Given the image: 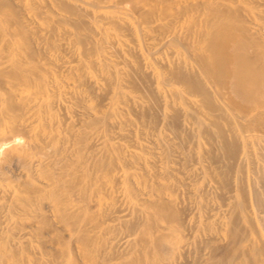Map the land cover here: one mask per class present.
<instances>
[{
  "label": "bare ground",
  "instance_id": "1",
  "mask_svg": "<svg viewBox=\"0 0 264 264\" xmlns=\"http://www.w3.org/2000/svg\"><path fill=\"white\" fill-rule=\"evenodd\" d=\"M262 5L0 0V264H190L197 228L211 264H264V200L232 178L264 135ZM156 33L160 44H145ZM158 46L176 62H160ZM183 120L207 164L190 176L204 217L190 228L184 171L169 166L189 155ZM205 182L228 191L226 221L208 214ZM124 235L134 250L117 255Z\"/></svg>",
  "mask_w": 264,
  "mask_h": 264
},
{
  "label": "rangeland",
  "instance_id": "2",
  "mask_svg": "<svg viewBox=\"0 0 264 264\" xmlns=\"http://www.w3.org/2000/svg\"><path fill=\"white\" fill-rule=\"evenodd\" d=\"M260 8H262V10H264L263 5H262ZM177 31L180 32L179 28L177 29ZM146 36H147V35L144 36L145 39H146L145 42H147V43H145V44H150V43H151V44H152V43L160 44V43H158V42L161 41L160 39L162 38V35H161L160 33H159V34L156 33V34H155V39H153V40H149V39H148V41H147V37H146ZM159 36H160L161 38H160ZM182 37H183V36H182ZM157 38H158V39H157ZM156 39H157V40H156ZM150 41H151V42H150ZM154 41H155V42H154ZM65 43L67 44L66 41L63 42V44H65ZM161 44H162V43H161ZM160 48H161V49L164 48V49L161 50ZM169 48H170V47H164V46H158V48L156 47V49H155V52H156L155 57H156L160 62H163V63H165V64H167L168 62H169V63H170V62L172 63V61H174L175 58H176L177 56H176L175 54H173L172 49L170 48V49H171V50H170ZM157 49H158V50H157ZM168 49H169L170 51H168ZM159 50H161V52H163V51H164V52L161 54V52H160ZM166 51H167V52H166ZM171 52H172V54H171ZM166 53H167V54H166ZM169 53H170V54H169ZM159 54H160V55H159ZM165 54H166V55H165ZM158 55H159V56H158ZM173 55H174V57H173ZM165 57H168V58H165ZM169 57H170V59H169ZM164 58H165V59H164ZM160 59H161V60H160ZM163 59H164V60H163ZM176 60H177V59H176ZM176 60H175L174 62H176ZM169 89H171V88H169ZM99 93H100L99 95H100V97H101V95H102V93H104V91L101 90V92H100V90H99ZM105 103H107V102H105ZM154 110H155V109H153V112H154ZM154 113L157 114V111L155 110ZM185 121H186V120H185ZM185 121L183 120V122H182L183 125L180 123V124H181V128L183 127L182 129L184 130V134H185V135H188V134H189L188 136L191 138V142H192V143H189V142L186 143V142H184V145H186L187 147H189V148H187V147L185 146V148H186V149H185V153H186V154H189V155H186V156H188V157H187V161H186V160H185V162L182 161V160H181V155L178 154V153H176V152H174V153H175V156H173L174 154L171 155V156H172L171 159L173 158L174 162H170V163H169V166L171 167V164H172V167H173V168H174V167H175V168H179V169L181 168V171H182V170L184 171V172L182 171L183 173H182V176H181V177L183 178V180H185V181H184L185 183L187 182L186 184H188V185H187V186H186V184L184 185V187H186L187 189H186V188L184 189V187H183V190H182V189H179L180 191H179L178 193H181V192H182L181 194L183 195V196H182L183 199H182V197H181L180 194H178V196H179V198L182 199V200H180V199H179V200H180L182 203H184V204L186 203V205L188 206V208H190V210H192V211H189V212H190V213H189L190 215H188L189 217H188V216L186 217V218H188V219H186V220H187V221H188V220L190 221V222H187V221H186V225H188V226H189L188 228H190V225H192V226L197 225V224H196V223L198 222L197 219H198V220H203V218H204V217H202V216L200 215L201 213L198 211L199 209H198V206L196 205L197 202H198V199H197L198 189L196 188V185H195L194 183L191 184V181H192L191 179H192V177H190V176H191L192 174H193V175H198V174H199L198 171H199V169L202 167V165H207V164H205V163L202 164V163L197 159V155H196V152H194V148H195V146H196V143H198V142H197V140H196L195 138H193V134H194V132H193V131H194V126H193V124H192L191 122H188V121L185 122ZM190 123H191V124H190ZM184 124H185V125H184ZM187 124H188V125H187ZM189 124H190V125H189ZM191 125H192V126H191ZM185 126H186V127H185ZM190 126H191V127H190ZM188 127H189V128H188ZM192 127H193V129H192ZM158 129L161 130L160 132H161V134H162V135H161L162 137H165V135H166L167 138H170V135H171V138H170L171 140L176 141V142H178V141L180 142L181 139H179V138H178V140H176V138L174 139V135H173V133H170V134H169V132H168L167 130H164L163 127H162V129H161V127L159 126ZM185 129H186V130L188 129L187 132H186ZM190 129H191V130H190ZM192 130H193V131H192ZM191 131H192V132H191ZM165 132L168 133V135H167ZM190 132H191V134H190ZM255 133H256V134H255ZM257 133H258V137H257ZM254 135H255V136L253 137L254 141H253V139L251 140V142H252L253 145H254V146H252V152H253V157H251L252 159L250 158V159H247V160H246V159H244V160H243V159L240 160V161L238 162V163L240 164V166L237 167V168H238L237 170L234 169L236 172L233 171L232 178H234L235 175H236V177H235L234 179H236V182H238L237 179H239L241 176H243V178L245 177V178H244V182L246 181V182H245V186L248 184V185L246 186L247 190H248V191H250V190L252 191V189H253V190L255 189L257 192L260 191V192L258 193V194L261 193V194L259 195V197H260V198H263V199H261V200H264V194H263V193H264V192H263V189H264V188H263V186H264V169H262V168H264V167H263V165H264V163H263V162H264V160H263V159H264V154H263V153H264V151H263V150H264V135H262L261 133L259 134V132H254ZM260 135H261V136H260ZM148 136H149V137H152L150 134H149ZM259 137H263V138L261 139V138H259ZM172 138H173V139H172ZM256 139H257V140H256ZM259 139H260V141H259ZM192 140H193V141H192ZM261 140H262V141H261ZM144 143H145V142H144ZM185 143H186V144H185ZM261 143H262V144H261ZM188 144H189L190 146H188ZM202 145H203V147H204L205 144H202ZM255 145H256V146H255ZM257 145H258V146L260 145L259 147H260V148L263 147V148L260 149ZM193 146H194V148H193ZM206 146H207V148L209 147L208 145H206ZM157 147H158V146H156V145L154 146V148H155V152H156L155 154H156L157 156L154 154L153 157L155 158V161H158V162H159V163H156V165L159 166V164H160V161H159V160H160V157H161L159 153L161 152V148H157ZM255 147L258 149L257 151H256V148H255ZM191 148H193V149H191ZM157 149H158V150H157ZM254 149H255V150H254ZM259 149H260V150H259ZM191 150H192V151H191ZM159 151H160V152H159ZM186 151H187V152H186ZM262 151H263V152H262ZM188 152H189V153H188ZM257 152H258V153H257ZM185 153H184V154H185ZM255 153H257L256 155H258L257 157H256ZM158 154H159V155H158ZM176 154H178L180 157L177 156ZM194 154H195V155H194ZM260 155H261V156H260ZM176 156H177V157H176ZM189 156H190V157H189ZM254 156H255L256 159H257V160L255 159V161L258 162V163H256V162L254 161V158H255ZM156 157H157L159 160H158ZM174 158H175V159H174ZM192 158H193V159H192ZM189 159H190V160H189ZM191 159H192V162H191ZM197 160H198V162H197ZM250 161H252V162H250ZM253 161H254V162H253ZM181 162L183 163V165H182ZM189 162H190V163H189ZM196 162H197L198 164H199V162H200V164L198 165ZM242 162H243V163H242ZM249 162H250V163H249ZM173 163H174V164H173ZM177 163H178V164H177ZM185 163H186V165H185ZM241 163L243 164V166H242ZM245 163H246V164H245ZM248 163H249V167L247 166ZM261 163H262L263 165H262ZM187 164H189V165H187ZM201 164H202V165H201ZM239 164H238V165H239ZM255 164H259V165H261V166H260L261 169L259 170V169H258V168H259V167H258L259 165L257 166V165H255ZM184 165H185L186 167H184ZM190 165H191V168H190ZM193 165H195L196 167L193 166ZM253 165H254V167H253ZM177 166H178V167H177ZM180 166H181V167H180ZM187 166H188L189 168H187ZM198 166H199V167H198ZM241 166H242V167H241ZM239 167H240V169H239ZM184 168H185V169H184ZM186 168H187L188 170H186ZM248 168H249L250 171H247ZM196 169H197V170H196ZM252 169H253V170H252ZM257 169H258V170H257ZM189 170H190L192 173H191ZM194 170L197 171L198 174H194V172H195ZM242 170H243L244 172H240V171H242ZM251 170H252V171H251ZM254 170H256V171H258V172H255ZM186 171H187V172H186ZM253 171H254L255 173H254ZM234 172H235V173H234ZM238 172H239V173H238ZM262 172H263V173H262ZM236 173H237L238 175H237ZM241 173H242V174H241ZM245 173H246V175H245ZM249 173H250V174H249ZM258 173L260 174V177H259V174H258ZM261 173H262V175H261ZM183 174H184V176H183ZM247 174H248V175H247ZM257 174H258V175H257ZM239 175H240V176H239ZM187 176H188V178H187ZM237 176H238V177H237ZM247 176H248V177H247ZM246 177H247V178H246ZM254 177H255V178H254ZM184 178H185V179H184ZM194 178H195V177H193V179H194ZM200 178H201V176H199V179H200ZM258 178H259L260 180H259ZM247 179H248L249 181H248ZM255 179H256V180H255ZM186 180H187V181H186ZM189 181H190V182H189ZM188 182H189V183H188ZM250 182H252V183H250ZM256 182H257V183H256ZM171 183H172V181H171ZM205 183H206V184H204V186H202V188L204 187V193H205V194H204V200H203V201L205 202L204 204H206V202H207L209 205L206 204V206H209V207H212L211 205H213V207L210 208V209H209V207H208V209H209V213H208V214H210V215H212V214H217L219 217H221V219H222L223 221H224V220L226 221V219L228 218V215H225V214H224V210H226V209L228 208V207H227V205H228V203H229L228 198H227V197L229 196V193H227L228 191L219 190V189H217V188H216V190H217V191H216L215 189H213V188H215V187H214V186H215L214 184H213V187H212V184H211L210 182H205ZM249 183H250V184H249ZM189 184H191L192 187H190ZM193 184H194V185H193ZM233 184H234V183H233ZM252 184H253V185H252ZM260 184H261V185H260ZM206 185H208V186H206ZM209 185H210L211 187H210ZM249 185H250V186H249ZM254 185H255V187H253ZM258 185H259L261 188H260ZM262 185H263V186H262ZM188 186H189V187H188ZM194 186H195V187H194ZM251 186H252V187H251ZM207 187H208V188H207ZM209 187H210V188H209ZM249 187H250V189H249ZM190 188H191V189H190ZM205 188H206L207 190H205ZM251 188H252V189H251ZM192 189H193V190L195 189L196 194H195V192H194ZM209 189H210V190H209ZM186 191H187V192H186ZM190 191H192V192L190 193ZM205 191H206L207 193H206ZM183 192H184V193H183ZM209 192H210L211 194H210ZM187 193L189 194V196H188ZM192 193H193V194H192ZM208 193H209V194H208ZM216 193H217V194H216ZM223 193H225V195H224ZM184 194H185V195H184ZM219 194H220V195H219ZM226 194H227V195H226ZM218 195H219V196H218ZM187 196H188V197H187ZM212 196H213V197H212ZM195 197H196V199H195ZM186 198H188V200H187ZM192 198H193L194 200H193ZM219 198H220V199H219ZM251 198H252V196H251ZM210 199H211L212 201H211ZM213 199H214V200H213ZM216 199H217L218 201H216ZM226 199H227V200H226ZM113 200H114V199H113ZM186 200H187V201H186ZM190 200H191V201H190ZM207 200H209V201H207ZM109 202H110V201H109ZM111 202H112V201H111ZM124 202H125V204H124ZM191 202H193L194 204L191 203ZM195 202H196V203H195ZM210 202H212V203H210ZM215 202H216V203H215ZM220 202H221V203H220ZM227 202H228V203H227ZM118 203H119L120 205H122V203H123L124 210H125V207H126L125 205L127 204V207H126V210H125V211H126V215H127V217H126L125 219L128 220V221H129V220L131 221V220H132V219H131V218H132V212H131V209H130L131 207L128 205V203L126 202L125 198L121 197V201L116 203V205H117L116 207L119 206ZM188 204H189V205H188ZM218 204H219L220 206H219ZM221 204H222V205H221ZM193 205H194V206H193ZM195 205H196L197 210H196V208H195ZM123 206H119V207H122V208H123ZM190 206H191L192 208H191ZM225 206H226V207H225ZM216 207H218V208H216ZM219 207H221V208H219ZM215 208H216V209H215ZM128 209L130 210V212H129ZM212 210H214L215 212L212 211ZM218 210L220 211L219 214H218V212H219ZM127 211H128V212H127ZM195 211H196V212H195ZM216 211H217V212H216ZM253 211H254V212H253V216L256 217L257 220H259V217H257L258 212L255 211L254 208H253ZM193 212H194V214H193ZM130 213H131V214H130ZM195 213H197V214H195ZM128 214H129V215H128ZM194 215H195V216H194ZM197 215H198V216L200 215V217H198ZM222 215H223V216H222ZM224 215H225L226 217H225ZM129 216H131V217H129ZM196 216H197L198 218H197ZM208 216H209V215H208ZM215 217H216V216H215ZM128 218H129V219H128ZM193 218H195V219H193ZM210 219L214 220L213 218H210ZM194 220H196L197 222L194 221ZM208 221H211V220H208ZM194 222H195V223H194ZM114 223H115L116 225H118V222H114ZM187 223H188V224H187ZM202 227H204V226H202ZM197 229H198V228H197ZM197 229H196V231H194L193 233H191V234L193 235V236H191L190 239H189V242L191 241V242H190L191 244H190V245L188 244V245H187L188 247L185 246V248L187 247L186 250H185V254H186V251L188 250V252H187L188 254H186V256H187V258L189 257L188 260H190V261H188V262H189L190 264H205L206 261H208L206 264H211L210 261H209V259L211 260V257L209 256V255H210V251H209V248H208L207 245H206V243H207L208 240L210 239V234L207 233V232H202V229H201V228L198 229V232H197ZM200 230H201V231H200ZM200 232H201L202 234H201ZM194 234H195V235H194ZM206 234H207V235H206ZM202 235H203V236H202ZM200 236H201V237H200ZM206 236H207V237H206ZM197 237H198L199 239H198ZM203 237H204V238H203ZM123 238H125V239H122L121 244L119 245L120 248L116 247V248L114 249V251L116 250V252H118V254L115 252L117 255H119V253H120V255H122V254H124V252H126L127 248H128V249H131V248H132V246L129 247L130 243H127V245H126V243H125V241L127 242L128 240H132L131 237H127V236L124 235ZM194 238H195V239H194ZM201 238H202V239H201ZM206 238H207V239H206ZM208 238H209V239H208ZM191 239H192V240H191ZM193 239H194V240H193ZM123 240H124V241H123ZM195 240H196V241H195ZM198 240L200 241V244L202 243L201 245L199 244V241H198ZM221 240H222V241L219 242V245H224L226 241H224V239H221ZM194 242H195V243L197 242V243L195 244ZM223 243H224V244H223ZM192 244H193V245H192ZM197 244H199V245H197ZM123 245H125V246H123ZM196 245H197L198 248L196 247ZM202 245H203V247H202ZM194 246H195V247H194ZM199 246H200V247H199ZM121 247L123 248V250H122ZM193 247H194L196 250H195ZM124 248H125V249H124ZM192 248H193V250H192ZM222 248H224V247H221V249H220V253L225 252V248H224V249H222ZM119 249H120V250H119ZM189 249H191V250H189ZM200 249H201V251H200ZM202 249H203V251H202ZM118 250H119V251H118ZM132 250H134V247L132 248ZM197 250H198V251H197ZM205 250H206V251H205ZM192 251H193V252H192ZM199 251H200V252H199ZM207 251L209 252V255H208V256H207V254H208ZM121 252H122V253H121ZM194 252H195V254H193ZM197 252H198V253H197ZM203 252H204V253H203ZM196 253H197V254H196ZM199 253H201V254H199ZM202 253H203V254H202ZM204 254H205V255H204ZM189 255H190V256H189ZM191 255H192V256H191ZM194 255H195V256H194ZM201 255H203L204 257H203V256L201 257ZM193 256H194V257H193ZM196 256H197V257H196ZM199 256H200V257H199ZM206 256H207L208 258H207ZM195 258H196V260H198V261H196ZM200 258H201V262H200ZM203 258H205V259H203ZM191 259H192V260L194 259L193 261H195V262H193ZM202 259H203V260H202ZM191 262H192V263H191ZM198 262H199V263H198ZM204 262H205V263H204Z\"/></svg>",
  "mask_w": 264,
  "mask_h": 264
}]
</instances>
